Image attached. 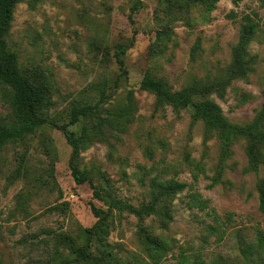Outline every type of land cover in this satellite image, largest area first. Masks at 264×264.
I'll return each mask as SVG.
<instances>
[{
	"label": "rangeland",
	"instance_id": "rangeland-1",
	"mask_svg": "<svg viewBox=\"0 0 264 264\" xmlns=\"http://www.w3.org/2000/svg\"><path fill=\"white\" fill-rule=\"evenodd\" d=\"M137 1L142 6L132 20L130 14ZM158 8L159 0H22L15 9L9 41L22 64L52 79L56 88L52 111L56 115L73 102L92 97L93 83L117 74L114 61L107 60L102 49H95L93 44L108 43L113 53L117 44L136 37L126 63L128 86L139 101L138 118L112 155L108 145L96 143L81 153V164L91 169L101 166L114 180L117 194L135 205L149 200L150 179L157 174L191 186L174 200L173 220L167 228L159 227L152 217L145 222L172 244L159 263H154L139 241V220L127 212H115L108 237L117 257L115 264H180L183 256L186 264H247L249 259H260L264 264V252L247 249L257 243V230L264 231L257 189L264 167L259 173L245 171L248 159L241 140L233 146L222 178L210 187L219 162L217 136L207 134L202 121L193 123L189 109L178 112L167 107L156 112L154 95L140 88L149 68L167 77L176 89L193 78L219 73L231 62L242 17L258 12L264 26V0H243L238 5L233 0H220L208 23L189 26L185 20L174 22L176 40L159 58L150 54L158 29ZM231 11L236 14L234 18L228 16ZM199 39L202 47L193 61L192 49ZM250 50L258 55V63L249 79L235 80L223 98L214 95L233 122L253 119L264 103V33ZM123 89L119 88V94ZM5 111L0 102V113ZM47 140H51L52 155L46 152ZM28 144L10 145L4 154L0 264H86L77 261L70 240L82 244L83 228L97 221L91 202L107 207L94 198L89 182L75 181L69 164L72 147L61 130H41ZM26 150L32 181L21 177L11 183L8 176ZM52 163L54 177L46 172ZM38 175L57 185L54 189L42 186L33 180ZM193 192L209 200V208L194 206Z\"/></svg>",
	"mask_w": 264,
	"mask_h": 264
},
{
	"label": "trees",
	"instance_id": "trees-1",
	"mask_svg": "<svg viewBox=\"0 0 264 264\" xmlns=\"http://www.w3.org/2000/svg\"><path fill=\"white\" fill-rule=\"evenodd\" d=\"M220 0H159L156 10L158 29L151 45V56L161 57L176 40V32L172 26L178 20H185L193 26L195 22L208 23L210 14L217 8ZM238 5L243 0H233ZM22 0H0V102L6 111L0 113V173L7 163L4 154L8 146L26 145L35 134L46 128L61 130L72 147L70 167L75 181L79 184L89 182L93 188L95 199L102 201L107 208L97 207L91 202V210L97 221L91 227L83 228V243L78 245L73 239L70 247L77 261L86 264H115L117 257L108 241L115 212H127L139 220L138 237L143 249L149 253L154 263H159L172 249L168 238L155 234L145 224L153 218L159 227L167 228L173 220L172 205L177 196L191 186L174 178H163L157 174L150 179L149 200L135 205L122 199L117 194L114 180L101 166L87 168L81 164V153L96 143L109 146L110 154L116 151L117 145L123 141L132 124L138 118L139 101L136 92L128 86L129 73L126 55L135 43V35L130 42L119 43L111 53V46L106 43L95 49H102L104 57L112 59L118 68L113 77L105 75L100 81L91 85L92 97L73 102L65 112L53 114L56 105L54 99L56 88L50 77L38 70H31L20 61L19 53L11 48L9 36L13 26L16 6ZM142 6L137 1L132 7L130 18ZM194 13L197 17L192 16ZM234 18V11L228 15ZM264 26L258 12L245 14L240 21V33L232 47V59L229 65L214 76L204 79L193 78L180 89L174 88L169 79L157 75L147 69L140 88L155 97L154 109L161 112L172 108L175 111L189 109L193 123L202 121L207 134H214L219 142V162L215 168V176L210 187H213L224 173L227 160L233 154V146L244 141V149L248 159L246 172L259 173L264 167V103L253 119L238 123L231 121L222 110L214 95L223 98L229 86L237 79L248 80L258 63V55L250 50L251 44L262 38ZM202 43L199 39L192 49V60L196 61ZM124 86V91L118 90ZM90 95V94H89ZM51 140L44 141L46 152H51L48 145ZM27 150L18 159V165L8 180L26 177L30 179L31 170L25 160ZM52 155V152H51ZM52 167L46 172L54 177ZM143 169H147L141 166ZM151 172V170H148ZM199 175L195 174V179ZM42 186L54 189L57 183L50 184L42 175L33 179ZM259 210L264 215V177L257 183ZM193 205L203 210L209 208V200L201 198L198 192L190 194ZM214 231L216 226H211ZM93 243L96 245L93 246ZM95 247V250H94ZM249 251L255 249L258 254L264 252V231L257 230V243L247 246ZM180 264H186L185 256ZM204 264V263H201ZM247 264H263L258 259H249Z\"/></svg>",
	"mask_w": 264,
	"mask_h": 264
}]
</instances>
